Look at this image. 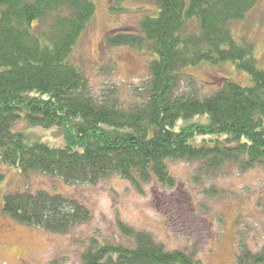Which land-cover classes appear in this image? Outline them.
Segmentation results:
<instances>
[{"label":"trees","instance_id":"trees-1","mask_svg":"<svg viewBox=\"0 0 264 264\" xmlns=\"http://www.w3.org/2000/svg\"><path fill=\"white\" fill-rule=\"evenodd\" d=\"M256 2L155 0L137 32L108 35L109 46L148 54L142 100L124 105L113 92L95 98L71 57L95 12L93 0H0V163L23 179L40 173L67 184L118 176L139 192L151 180L174 185L168 161H197L205 173L224 164L240 171L264 165V69L253 45L231 31ZM226 62L245 71L250 84L223 79L200 94L189 67ZM20 120L58 129L62 145L16 130ZM1 212L57 234L90 218L83 203L46 189L5 192ZM119 228L132 245L94 240L82 264H202L195 252L166 248L149 232L121 222ZM263 261L264 247L253 252L238 244L236 264Z\"/></svg>","mask_w":264,"mask_h":264},{"label":"rangeland","instance_id":"rangeland-1","mask_svg":"<svg viewBox=\"0 0 264 264\" xmlns=\"http://www.w3.org/2000/svg\"><path fill=\"white\" fill-rule=\"evenodd\" d=\"M95 12L72 52L87 77L95 98L113 92L129 105L140 102L147 80L148 54L127 46H109L108 35L137 32L138 23L155 8V0H93ZM235 39L253 45L257 65L264 69V0H257L244 19L234 22ZM208 94L223 79L250 84L248 74L230 62L207 63L187 70ZM182 90L189 88L183 80ZM30 138L62 145L56 128L14 124ZM174 185L151 180L139 192L118 176L96 184H67L61 179L36 173L27 179L19 170L0 163V264H82L81 255L94 240L99 243L132 245L119 223L149 232L169 249H182L202 264H236L240 242L253 252L264 247V165L240 171L224 164L205 173L197 161H168ZM46 189L78 200L90 210V218L66 234H57L19 223L1 212L3 194L13 190ZM264 264V261L261 263Z\"/></svg>","mask_w":264,"mask_h":264}]
</instances>
